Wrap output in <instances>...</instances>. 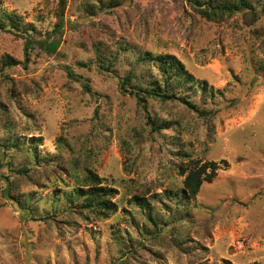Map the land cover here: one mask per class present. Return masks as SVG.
<instances>
[{
	"label": "rangeland",
	"instance_id": "1",
	"mask_svg": "<svg viewBox=\"0 0 264 264\" xmlns=\"http://www.w3.org/2000/svg\"><path fill=\"white\" fill-rule=\"evenodd\" d=\"M99 1L108 0H0V58L22 60L25 40L34 45L26 67L0 72V264H264L258 0L219 21L187 0H120L109 12ZM57 10L65 24L53 35ZM54 38L55 54L34 42ZM146 51L175 55L206 82L207 94H180L211 113L158 99L146 111L122 91L127 75L141 86L157 77ZM208 161L218 164L213 179L178 202L179 169ZM23 164L29 170L17 172ZM88 171L116 190L106 218L82 208Z\"/></svg>",
	"mask_w": 264,
	"mask_h": 264
},
{
	"label": "trees",
	"instance_id": "2",
	"mask_svg": "<svg viewBox=\"0 0 264 264\" xmlns=\"http://www.w3.org/2000/svg\"><path fill=\"white\" fill-rule=\"evenodd\" d=\"M192 7L195 9L198 16H201L205 20L210 21H219L221 19L236 15L240 12H249L253 8L249 0H207L205 1V6L199 3L196 0H187ZM258 4L261 5V10L264 12V0H258ZM120 4V0H108V1H99L98 12L101 11H111L113 8L117 7ZM97 5L87 3L83 6L82 10L86 13L94 15L97 11L95 9ZM57 22L54 24L53 30L51 33L61 34L63 30V25L65 24L63 19V13L61 10L56 11ZM52 37V36H51ZM37 45L41 46L40 49L47 53H54L57 51L59 46V40H41L34 41ZM23 59L17 60L10 56H2L0 58V72L5 71L7 68L14 67L16 65L27 66L29 61V47H34L33 40L27 38L25 40ZM98 60L103 69H110L112 66V61L107 56H104L97 49ZM143 61L152 63L158 70L157 77L155 80L150 82L149 85L141 86L131 83L130 75H127L125 79L121 82V89L124 92H129L133 94L136 98L137 103L147 111L148 108V99H158L162 102L168 101H178V103L184 105L188 109L195 111L199 115L208 116L211 111L206 110L200 107L197 103L190 100L188 94H180L182 90L192 89L197 92L200 91L207 94V84L206 82L198 81L190 74L183 63L173 54L169 53H157L146 51L144 54ZM66 73L70 78H78L74 72L70 69H66ZM130 84L131 88L128 89L125 84ZM88 83H84L83 89L87 92H90L91 88L88 86ZM179 91V92H178ZM148 117V116H147ZM148 123L151 126V129L156 130L158 127L155 124V121L148 117ZM20 139L14 138L12 144L16 147L22 148V141ZM33 139H30L32 143ZM8 142V140L6 141ZM5 142V143H6ZM30 143L29 149L34 148ZM6 145V144H5ZM0 148H2L0 146ZM218 164L214 161L204 162L201 165L192 164L186 165L185 168H180V174L184 175L182 180V186L176 190L178 202L184 201V199H193L195 198L197 192L200 189L202 182L211 181L213 176L216 174ZM17 172L25 173L29 170V167L26 164L21 165L16 169ZM77 179H79L76 176ZM82 186H85V189H80V196L83 198L82 208L86 209L89 213L95 214L98 218H106L109 214L115 212L116 206L114 203H110L109 197L116 192L114 188L101 185V181L97 175H94L92 172L88 171L83 174L80 181Z\"/></svg>",
	"mask_w": 264,
	"mask_h": 264
}]
</instances>
